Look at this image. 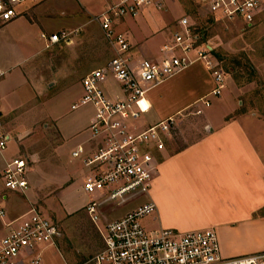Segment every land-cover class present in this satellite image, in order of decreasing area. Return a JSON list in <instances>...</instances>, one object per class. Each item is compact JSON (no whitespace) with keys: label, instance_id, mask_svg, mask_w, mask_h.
<instances>
[{"label":"built area","instance_id":"built-area-1","mask_svg":"<svg viewBox=\"0 0 264 264\" xmlns=\"http://www.w3.org/2000/svg\"><path fill=\"white\" fill-rule=\"evenodd\" d=\"M46 0H0V27L27 13V8ZM207 12L219 19L254 27L264 11V0H202ZM105 9L94 15L114 57L106 66L88 73L81 81L83 93L71 105L78 109L90 104L93 120L88 128V141L72 151L88 170L83 190L90 198L84 209L98 226L103 247L92 257L93 264H264V253L224 258L217 233L212 228L178 232L171 228L150 229L144 218L157 211L149 197L158 171V154L176 130L175 116L141 124V118L152 109L151 89L169 81L195 64H203L212 78L213 88L192 103L189 114L200 116L212 104L211 96H221L227 73L210 45L197 44L187 18L179 22L181 30L162 49L158 61L134 57L128 37L118 31L126 19H137L149 9L161 10L162 0H105ZM30 8V9H31ZM41 38L47 48L58 44L66 35L58 33ZM4 73L0 71V78ZM116 91L108 89V82ZM185 115L183 111L178 113ZM146 121V120H144ZM12 135L0 114V151L4 152ZM90 146V148H88ZM6 190L27 195L29 163L23 156L9 160L1 175ZM144 199H147L143 201ZM135 204L120 218L103 222L102 209ZM7 213L0 206V264H15L22 257L40 264L44 249L57 246L64 237L59 221L32 206L23 215L5 221ZM102 222V224H101Z\"/></svg>","mask_w":264,"mask_h":264},{"label":"rangeland","instance_id":"rangeland-1","mask_svg":"<svg viewBox=\"0 0 264 264\" xmlns=\"http://www.w3.org/2000/svg\"><path fill=\"white\" fill-rule=\"evenodd\" d=\"M162 3L164 7L161 10L151 8L149 11L155 10L162 15L164 24L159 27L160 32L165 35L164 40L170 43L174 35L181 30L180 20L187 18L197 44H208L215 50V57L227 73V85L221 96H211L212 104L205 108L203 115L189 114L192 103L181 110L185 115H174L177 108L190 98V92L197 91L196 88L202 86L205 73L208 75L206 70L204 73L199 67L202 65H195L151 92L158 113H148L141 118L140 123H152L173 111L171 114L175 116L177 126L166 145L167 148L179 150L195 142L209 130L210 126L205 121L207 114L222 110L225 106L221 101L225 97L229 98L230 93L235 92L233 100L239 112H254L259 118H264V33L256 30V23L254 27L248 28L240 22L216 18L207 12L202 0H162ZM105 4V0H47L37 9L36 14L30 12L29 6L27 13L22 17L9 26L0 27V51L11 66L0 80L4 83L1 89L6 94L8 104L17 108L15 117L20 123L19 128L32 126L24 137L28 138V141L22 143L27 146L23 151L28 149L32 153L37 150L51 177H55L56 171L69 166L73 177L79 178L69 192H66L75 199V207L79 206L80 202H85L86 205L91 197H100V193L88 195L84 190H80L81 179L87 169L80 159L73 158L71 154L77 141L72 137L73 134L81 132L80 139L89 135L86 128L91 123L94 108L87 104L72 109L71 105L78 102L82 96V78L91 71L106 66L114 57L100 26L93 21L94 15L104 11ZM70 20L81 23L64 27V23ZM41 33H58L61 36L66 35V39L45 49L46 42L41 38ZM23 73L31 76L30 79H38L43 87L34 91L30 83L24 82ZM200 73L203 76L199 77ZM49 82L52 84L48 85ZM111 82H108V89L115 92L117 84L112 86ZM168 86L171 88L169 91ZM14 138L10 144L16 148L13 150L17 151L20 146L17 138ZM61 143L63 145L59 149L64 152H59L55 157V147ZM166 151L158 154L160 164ZM47 183L49 193H45L37 202H30L28 196L24 200L29 202L30 207L41 209L45 206L50 212L56 209L57 217L52 212L51 215L58 218L64 232V237L57 242V248L68 264H93L92 257L103 247L98 226L86 213L85 206H81L73 215H67L65 221L61 220V202L67 206L70 201L55 197L56 184L53 181ZM25 201L12 196L8 209H20ZM127 209L128 207L122 206L113 207L108 211V216L113 219ZM152 217L153 215L144 218L143 223L148 228L155 229L158 219ZM4 232L2 228L0 234ZM51 255L56 254L51 252ZM44 259L45 256L42 255V260Z\"/></svg>","mask_w":264,"mask_h":264},{"label":"crops","instance_id":"crops-1","mask_svg":"<svg viewBox=\"0 0 264 264\" xmlns=\"http://www.w3.org/2000/svg\"><path fill=\"white\" fill-rule=\"evenodd\" d=\"M46 1L42 3L45 4ZM38 5L31 8L30 12L36 14L37 9L41 6ZM13 22L1 27L9 26ZM80 23L81 21L73 22L70 20L64 23V27ZM163 24L164 19L161 14L155 10H147L135 20L126 19L118 26V31L128 37L136 59L158 61L162 58L161 49L167 43V40H164L165 35L160 32V27ZM255 26H257L256 30L259 33H264V11L258 16ZM47 35L51 34L48 33ZM45 49H48L47 42ZM198 64L195 65L199 66ZM195 65L181 74L195 67ZM200 65L202 66L199 67L205 73L204 65ZM9 67H11L9 61L3 58L0 51V71L4 73V76L8 73ZM201 75L203 76L201 73L198 76ZM205 75L202 86L196 88L197 91L192 90L190 92V98L177 108V111L173 113L174 115L181 112L190 103H194L206 95L213 88L211 76L209 73L208 75L205 73ZM22 77L25 83L32 85L34 91L43 87L38 79H30L31 76L26 75V73H23ZM51 84V82L48 83V85ZM159 86L149 92L152 104L150 113H158V108H155L156 101L151 97V92ZM1 87H4L3 82H0V114L7 131L12 135V140L15 139V136L20 146L17 151L13 150L16 148L11 146V140L8 148L4 152L0 151V206L7 213L5 221L13 220L25 214L30 209V204L24 198L28 196L30 202H37L41 196L49 193V187L46 188V186L49 184L47 182L52 181L56 184L55 197L66 200V202L70 201L69 204L66 203L67 206H64L60 201V218L65 221L67 215H73L85 206V202H76L79 203V206L75 207V199L66 193L79 178L73 177L69 166L66 169L63 167L60 171H56L55 177L54 175L51 177L47 165L41 161L40 153L37 150H33L32 153L28 149L26 152L23 151L24 147L27 146L22 143L25 140L28 141V138L24 139V137L28 135L32 126L19 128L20 123L15 117L17 108L8 104L5 99L6 94ZM167 89L169 91L171 88L168 86ZM38 92L40 93V90ZM38 92H36L37 96ZM234 95L235 92L230 93L229 98L222 99L221 102L225 107L218 113L215 110L207 114L205 121L210 127L201 138L179 150L166 147L164 150H167L166 155H162L161 164L159 161L160 167L158 166L148 197L157 205V211L152 217L158 219L155 229L171 228L184 233L212 228L217 233L221 254L224 258L264 253V213H262L264 212V118H259L254 112H239V108L234 104ZM172 112L170 111L163 119L174 116L171 114ZM159 119L154 122L159 121ZM15 133L17 134L15 135ZM80 134L81 132L77 131L72 136L77 139L72 151L81 143L86 144L89 139L90 133L84 139H80ZM61 137H63L62 134ZM62 145L61 143L55 147V157L60 153L63 154L64 151L60 152L59 149ZM18 156L25 157L29 163L30 188L27 195L6 190L1 179L6 163ZM54 162L56 164V159ZM84 168L86 167L84 166ZM87 174L88 170L85 171L81 179L80 190H83V183ZM12 196H17L21 201H25L20 209H8L11 206L9 201ZM145 200L147 199L143 201ZM134 206L135 204L122 206L128 207V209L113 219L122 217ZM110 209L113 208L109 205L102 209L103 222L113 220L108 216ZM39 210L53 219H58L51 215L52 212L57 217L55 208L51 212L45 206ZM1 223L0 220V228ZM51 252L56 255L50 256ZM44 256L45 259L40 264H68L57 246L46 247L43 252ZM15 264L31 263L28 258L22 257Z\"/></svg>","mask_w":264,"mask_h":264}]
</instances>
